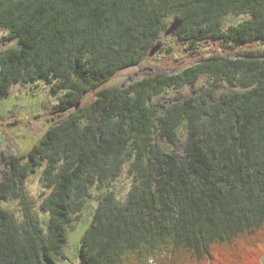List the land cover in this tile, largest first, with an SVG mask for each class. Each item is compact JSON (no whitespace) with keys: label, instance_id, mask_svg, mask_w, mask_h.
Here are the masks:
<instances>
[{"label":"trees","instance_id":"1","mask_svg":"<svg viewBox=\"0 0 264 264\" xmlns=\"http://www.w3.org/2000/svg\"><path fill=\"white\" fill-rule=\"evenodd\" d=\"M230 16L247 18L228 26ZM172 18L181 25L171 35L190 49L264 42V0H0V42H16L0 50V101L16 84L63 95L45 134L6 157L0 264H56L91 190L123 172L132 180L124 200L99 190L80 264H264V51L95 91L141 64ZM201 77L199 95L157 100ZM91 91L96 99L80 106ZM180 131L182 151L161 145L178 146ZM38 170L46 229L25 190Z\"/></svg>","mask_w":264,"mask_h":264},{"label":"rangeland","instance_id":"2","mask_svg":"<svg viewBox=\"0 0 264 264\" xmlns=\"http://www.w3.org/2000/svg\"><path fill=\"white\" fill-rule=\"evenodd\" d=\"M247 17H228L226 24L236 25ZM173 18L169 20L172 22ZM168 23V24H169ZM0 31V41L4 36ZM163 47L153 56H147L141 64L119 72L111 78L98 91L110 87H126L130 80L137 78L140 80L145 76L156 73H174L195 64L198 61L208 59L213 55H223L238 57L250 51H264V42H255L242 47H233L220 41H203L194 48L190 49L187 43L178 40L175 36H167L162 39ZM5 46V47H4ZM16 42L0 43V47L15 48ZM209 80L201 77L194 87H183L176 93L174 90H168L160 95L157 100L185 99L199 95L200 89L206 86ZM91 91L84 95L80 106H85L96 99V92ZM63 95H53L51 85L41 82L38 84H16L11 88V95L5 101H0V180L5 177L7 169L6 157L23 156L32 146L45 134L51 124V119L58 117L55 106L60 102ZM67 113V112H66ZM64 114V113H61ZM181 143L176 146L165 141L161 142L169 151H182V142L185 140L184 131L179 132ZM42 170L31 174L25 183V190L35 203L36 215L44 229L47 228L48 216L39 210V204L45 191L41 180ZM131 178L126 172L118 180L111 182L106 187H96L91 190V197L87 200L86 208L82 212L80 219L75 222L68 232L67 243L62 248V256L58 257L56 264H80L79 247L80 240L88 228L100 196L99 190L115 191L117 197L122 201L129 188L131 187ZM2 207L9 209L15 216L21 217L20 206L14 201L1 203ZM252 260H249L251 262Z\"/></svg>","mask_w":264,"mask_h":264},{"label":"water","instance_id":"3","mask_svg":"<svg viewBox=\"0 0 264 264\" xmlns=\"http://www.w3.org/2000/svg\"><path fill=\"white\" fill-rule=\"evenodd\" d=\"M180 25H181V20L178 19V18L174 19V20L171 22V24H170V26L168 27V29L166 30V32H165V36H169V35L173 34V33L177 30V28H178ZM161 48H162V44H161V43L157 44L155 47H153V49H151V51H150V53H149V56H153V55L156 54ZM78 106H79V102L77 103L76 108H78Z\"/></svg>","mask_w":264,"mask_h":264},{"label":"flooded vegetation","instance_id":"4","mask_svg":"<svg viewBox=\"0 0 264 264\" xmlns=\"http://www.w3.org/2000/svg\"><path fill=\"white\" fill-rule=\"evenodd\" d=\"M0 43H1V42H0ZM4 47H5V46H4ZM162 47H163V45H162ZM2 49L4 50V48L0 47V50H2ZM136 79H137V78H133V79L130 80V82H131V81H135ZM123 87H124V85H123ZM0 176H1V175H0ZM2 179H3V178H2ZM2 179H1L0 181H2Z\"/></svg>","mask_w":264,"mask_h":264}]
</instances>
